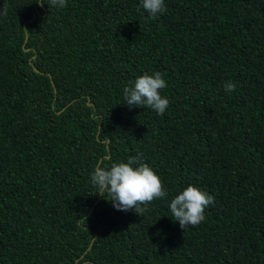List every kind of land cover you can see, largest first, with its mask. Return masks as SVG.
<instances>
[{"label":"trees","instance_id":"obj_1","mask_svg":"<svg viewBox=\"0 0 264 264\" xmlns=\"http://www.w3.org/2000/svg\"><path fill=\"white\" fill-rule=\"evenodd\" d=\"M164 4L0 0V264H264V0ZM156 72L165 113L129 107ZM138 154L167 195L119 211L91 173Z\"/></svg>","mask_w":264,"mask_h":264},{"label":"clouds","instance_id":"obj_2","mask_svg":"<svg viewBox=\"0 0 264 264\" xmlns=\"http://www.w3.org/2000/svg\"><path fill=\"white\" fill-rule=\"evenodd\" d=\"M36 3L41 7L47 3L50 9L66 6V0H36ZM141 5L152 18L165 11L164 0H141ZM165 87L166 81L161 73H145L124 87L125 103L129 107H148L162 115L169 106V100L160 92ZM235 87L234 83H225V91L229 93ZM91 183L97 188L96 193L104 198L107 193V200L111 201L114 208L119 211L134 209L137 214L154 199L167 195L160 177L142 161L140 154L129 157L127 162L113 163L110 167L102 163L95 166ZM213 202L211 195L190 184L171 200L169 207L174 217L172 220L178 221L183 230L188 226H197L205 219V208Z\"/></svg>","mask_w":264,"mask_h":264}]
</instances>
